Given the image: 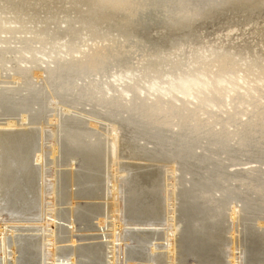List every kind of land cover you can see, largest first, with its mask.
Wrapping results in <instances>:
<instances>
[{"label": "bare ground", "instance_id": "6f19581e", "mask_svg": "<svg viewBox=\"0 0 264 264\" xmlns=\"http://www.w3.org/2000/svg\"><path fill=\"white\" fill-rule=\"evenodd\" d=\"M212 23L221 25L220 34H215L222 35V38L212 40L203 33ZM147 26L160 29L162 37L157 35L161 39L156 42L155 37V41L152 40L156 48L135 64L133 56L140 51L136 44L143 49L138 38L142 28ZM155 32L158 34L159 31ZM235 35L248 38V41L253 38L252 43L256 37L259 41H254V47L245 45L237 49L231 41ZM143 37L146 40L145 35ZM121 39L123 42H118ZM135 39V44L129 43ZM258 45L261 48H256ZM209 63L213 66L207 71H212L210 76H215L218 81L215 79L216 82L209 85L206 79V92L203 90L202 97L198 95L200 99L196 98L195 103L187 100V93L185 100L184 97L178 100L176 96L181 90L177 95L175 89L181 86L177 82L185 76L190 82L189 77L194 80L195 73L207 76L205 71ZM182 67L186 68L185 72L180 70ZM113 71L115 73L111 75ZM177 71L181 74L178 72L177 75ZM4 73L5 76L6 73L12 75L6 76L12 79L11 82L0 81V116L7 120L0 121V198L6 205L19 209L39 203L35 196L41 184L33 163L41 153V129L48 125L52 133L49 139H53V143L44 153H50L56 168L61 151L62 159L79 161L82 172L74 171L71 176L77 181L79 178L83 180H79L80 183H97L95 174H109V167L117 165V159L146 162L145 166L125 163L119 166L122 167L119 173L137 172L130 175L135 207L140 213L146 210L145 213L156 214L161 200L159 195L164 192L166 200L162 202L173 208L168 214L178 212L185 224L182 232L187 244L183 248L185 251H199L202 254L198 256L200 264H224L221 260L219 263L212 260L213 248L222 256L230 253V242L233 251L234 245L238 244L240 239L235 236V231L231 233L233 239L230 241L222 237L227 232L220 223L223 219L225 223L226 210L231 205V220H238L241 215L246 237L264 248V221L259 222L260 215L264 216V112L257 115L254 110L258 112V106L253 108L252 104L244 103L253 108L251 111L255 116L250 117L249 113L247 117L250 118L242 121L241 118L248 114L242 102L239 104L235 98L238 104L233 100L229 110L228 105L218 104L214 96V87L222 84L225 78L228 81L229 77L234 78L229 84L240 87V81L246 83L250 75L259 73V81L264 82V0H0V80ZM185 82L183 80V87ZM166 85L168 89L163 88ZM234 85L231 87H236ZM258 87L251 91L260 94ZM173 90L175 98L172 97ZM57 105L62 106L58 115L53 111ZM86 107L90 108L88 112L79 109ZM51 112L55 113L54 120L49 116ZM16 113L21 115L20 119L15 117ZM101 122L109 125L105 126L106 131ZM162 164L163 167L171 166L169 171L174 174H180L172 176L171 191L167 189L169 184L161 171ZM67 165L71 166V163ZM254 165L257 166L252 167ZM236 166L247 169L231 170ZM99 168H103V172ZM111 171L115 174L117 170ZM111 175L108 184L112 182L113 195L105 199V204L108 211L113 208L115 213L119 181L115 178L117 176ZM161 177L164 179L159 192L154 183ZM115 180L118 181L116 184ZM237 205H241L240 212ZM255 219H258L260 233L251 228ZM176 222L166 235L167 256L170 260L172 258V264H175L177 249L175 239L180 232ZM112 225L115 227V223ZM55 235L53 229V247L56 245ZM144 238L148 237H142L143 242ZM152 239L150 237V241ZM212 242L214 244L210 245ZM28 243L22 245L25 252L35 249ZM16 246L14 242L13 256L16 255ZM89 251L96 255L94 249ZM78 254V249H74L71 264H76ZM160 259L151 256V261L156 264L161 262ZM13 260L12 263L16 264L15 257ZM25 262L33 264L31 260ZM3 264L8 262L4 260ZM230 264H236V257L231 258Z\"/></svg>", "mask_w": 264, "mask_h": 264}, {"label": "rangeland", "instance_id": "374dc122", "mask_svg": "<svg viewBox=\"0 0 264 264\" xmlns=\"http://www.w3.org/2000/svg\"><path fill=\"white\" fill-rule=\"evenodd\" d=\"M220 27H221V25L219 23L209 24V26H207V28L205 29V32H203V33H206L208 35V38H210L212 40L222 38V35H218V34H220L221 30L223 29ZM149 28L151 29V31ZM153 28L148 27V26L142 28V30H141L142 35L143 36L145 35V37L149 35L148 37H146V40L141 35V32L139 31L140 37L138 38V40H140L143 43L142 44L143 49L141 48L140 45L136 44V46L140 48V51H138L139 53L136 54L137 56H135V55L133 56L134 57L133 63L136 64L137 61L141 59L140 57H142V58L147 57L146 55L151 54V52L153 51V49L155 47V46H153L155 44V42H154L155 39H156V42L159 41L158 39H161V38H159V36L162 37L161 36L162 34L159 35L161 30L160 29L155 30ZM157 30L159 31L158 34H157V32H155ZM149 32H150V34H149ZM163 32H161V33H163ZM215 32H217L218 34L216 33L217 34L216 35ZM225 33H227V31ZM151 34L154 36L153 38H152ZM154 34H156V35H154ZM212 34H214L215 36H212ZM157 35H159V36H157ZM237 37L238 36L235 35L231 39L232 44L235 45V47H237V49H238V47L241 48L245 45L254 47V45H255L254 41L257 43L259 41L257 37H256L257 40H254L253 43L250 42L251 39H253V38L249 39V41H248V38L246 40L245 38H237ZM143 38H144V40H143ZM153 39H154V41H152ZM236 39H238V41H236ZM243 39H244V41H243ZM246 41H248L250 43V45ZM118 42H123V41L121 39ZM134 42H137V39H135L133 42L131 40L129 43H134ZM235 43L236 44L238 43L239 45L238 44L236 45ZM117 45H119V44L117 43ZM13 46H15V45L13 44ZM16 46H18V45H16ZM259 46L260 45H258L256 48H261V46L260 47ZM191 52H192V50H191ZM210 63L213 64L212 62H210ZM210 63H209L210 66L208 65V67L205 71L206 74L208 73V75L204 76V77H203V75H199V76H201L200 81L199 80L197 81V79L199 77L197 75L199 73H195V74L193 73L195 76L194 80L191 77H189L191 79V81L193 80L192 83H191V81L189 82V79L187 76L183 77V79L181 78L180 80H182V81H179L180 84L177 82L178 86L180 85L181 88L179 87L180 89L179 88L177 90L175 89V92L177 95L180 93V90H181V93H180V95L176 96V94L174 93V90H173L174 96H172V97L175 98V96H176L178 98V100H183L182 98L184 97V100H185L186 95L188 94L189 99L187 98V100L189 102H191V103L197 102L196 98H198V95L200 96L207 89L205 86L206 79H207V83L209 85L214 84L216 82V80L218 81V79H216L215 76H213V75L210 76V74H212L211 73L212 71L211 72L207 71V70H210L211 66H213ZM182 68L180 70L182 72L183 71L185 72L186 68L184 67L183 68L184 70ZM165 70H166V68L162 72H164ZM213 70H214L213 73H216V69L213 68ZM199 71H201V70H199ZM178 72L179 71H177V73H176L177 75L181 74V72H179V74H178ZM261 72H263V70H261ZM114 73H115V71H113L111 75H113ZM6 74L9 76H12L8 73H6ZM255 74H257V75L253 74V75L249 76V79L251 80V82L249 79L246 81V83H243V81H240L239 84H241V85H239V86L240 87L242 86L241 88L232 84V83L229 84V81H232V79H234V78L229 77V81H228L227 78L224 79V76H222L221 79L222 80L224 79V82L222 84L216 85V87H214L215 89H217V87H219L218 90L214 89V92H215L214 96L216 95L215 99L217 97V103L218 104L224 103L226 106L228 105L227 109L230 110L232 106H229V104H231L233 100H234L235 104H238L237 103V100H238L239 104L242 102L241 104H243V107H244L243 109H245V107L247 105L252 104L253 108L255 106L259 107L258 112L254 110L255 114L258 115L260 113H263L264 112L263 111L264 110V101H263L264 100L263 99L264 98V94H263L264 93V82L262 80H260L262 82L259 81V77L261 78V76L258 75L259 73H255ZM6 76L4 73L3 77L1 78L0 81L3 80V82H4V80H5L6 82H11L12 79L6 78ZM7 79L9 81H7ZM201 79H203V83H202ZM183 80H184V82L185 81L188 82V83L185 82L186 84H188V86H186V84L184 87L182 86V85H184ZM195 80L197 81L196 83H195ZM253 81H254V83H253ZM181 82H182V84H181ZM193 82L195 84H197L198 87ZM189 83H190V85H189ZM255 83H257V84H255ZM191 84L195 85V87L193 86L192 89L190 87V90L186 89L187 87L191 86ZM200 84L202 85L203 88L199 87V86H201ZM233 85L236 87H231ZM254 86H255V88H254ZM144 87H147V86L144 85ZM164 87H165V89H166V87L168 89L169 86L166 85V86H163V88ZM176 87H177V85H176ZM176 87H173V88H176ZM207 87H209V86H207ZM256 87H258L259 90H261L260 94H256L255 92H253V90L256 89ZM261 87H263V88H261ZM159 88H161V87L159 86ZM243 88H245L246 90ZM184 89H185V91H184ZM199 89H201L202 91ZM220 89L223 91H221ZM228 89L231 91H229ZM251 89H253V90L251 91ZM191 90L195 93V95L193 94V92H191ZM194 90H196V92ZM187 91H189V92H187ZM228 91H229V93H228ZM237 91L239 94L237 93ZM262 91H263V93H262ZM185 93H187V94H185ZM216 93H218V94H216ZM252 94L255 97H253ZM261 95H262V97H261ZM259 96L261 98H259ZM201 97L202 96H200V98ZM220 97L222 98V101H219V100H221ZM244 97H246V98L250 97V99L251 98L252 99L250 101V99H246ZM170 98H168V100ZM174 98H172V99L174 100ZM200 98H198V99H200ZM235 98H237V100ZM229 99H231V100H229ZM242 99H244V100H242ZM255 99L257 100L256 102H255ZM258 100L260 103L258 102ZM247 101L248 102L250 101V102L248 103ZM262 102H263V105H262ZM179 103L177 102V104H179ZM244 103L245 104L247 103V105H244ZM180 104H182V102ZM261 105H262V107H261ZM86 106H89V105H86ZM252 107H249V108L246 107L247 110L245 113L246 114L248 113V114L247 115L245 114L246 116H243L241 118L242 121H247L250 117L255 116L254 114L252 115V112H253V111H251V110H253ZM79 109H84L86 111L90 110L89 107L79 108ZM260 109H261V111H260ZM53 111L55 113H57V115H58L60 112H62V106L57 105L56 107H54ZM213 111H215V110H213ZM235 111H236V108H235ZM55 113L51 112L49 115L50 117L52 116V118H51L52 120H54L53 116ZM242 115L243 114H241L240 116H242ZM248 115H250V117H247ZM82 116H88V115H82ZM15 117H18L17 119H20L21 115L19 113H16ZM202 117L206 118L207 116H202ZM4 119H6V117L0 116V121H2V122L7 121ZM87 120L89 122H92V120L89 118ZM101 124L100 125L102 126V128L106 131L107 129L105 126H109V125L105 122H101ZM48 127L49 126L47 125L46 129H44V130L41 129L42 135L44 137V138L42 137L43 140L41 142V144H42L41 153H40L39 157L37 158V160L33 163L34 167L37 168L36 171L39 174V177H38L39 180L38 181H40V184H41L38 187V189L36 190L37 193L35 196V197H37L36 199L38 200L39 203H37L36 205H33V206L27 205V207H24L25 208V211H24V208L14 209V207L6 205L2 201V199L0 198V264H1V262L3 264L4 260L6 262H8V264H13L12 262H14V260H13L14 257H15L16 262H17L16 264H19V263L27 264V262H25V261H28V260H31L33 264H53L55 262H56L55 264H71V259H72V261L74 260L73 258H71V253H73L74 249H78V253H79L78 256L75 257L76 264H111V263L112 264L113 263L114 264H150V263L156 264V263L151 261V256H153V258H155V257L156 258H162L163 260L160 259L161 262L159 264H167V263L172 264V258H171V260L168 259L169 258L168 257L169 256V253H168V250H169L168 245L169 244H168L166 235L170 232L171 227L173 225H175L174 222H176V221H178V223H179L178 224V231H180V232L176 236L177 239H175V240H177V242H175V249L177 248L175 256H174L175 257V264H200V258L198 256L202 255V254L199 251H196L195 249H190L188 251L184 250L183 247H186V244H187V238L185 237L186 235L183 234L184 232H182L185 224L183 225V220L181 218V215L178 212H176L175 215H172V213L168 214V212L170 210L172 211L173 208L171 206H170L171 208L168 207L167 203H163V202H165L164 200H166L164 197V196H166V195H164V192H162L163 194L160 193V195H159V198H161V200H159L160 206L158 205V210L156 211V214L151 215L148 212L145 213L146 210H144L143 212L140 213V211L138 212V209L135 207V204L133 203L134 202L133 201L134 192L131 190L132 187L130 185V178L134 174H137V172L135 173L134 171L133 172L131 171L130 173H127V171H126V174L125 173L122 174L121 173L122 171L120 170L122 167H119V166L121 164H124V163L126 165L135 164L136 166H139V165L145 166L147 164L146 162L143 163L141 161H134L131 159H126V158L123 159L122 158V160L117 159L116 161H118V162L115 161V164L117 163L118 166L115 165L114 167H111V168L109 167L110 170L108 172L110 175L113 172V171H111L112 169L114 170V168H115V170H117L116 173L115 174L112 173V175L117 176L115 178H117V180L119 181V182L117 180L114 181L115 184L118 182L117 184H118L119 188H118V194H117L118 202H117V207L115 209L117 212L113 213L112 212L113 208H111L110 211H108L109 210L108 205L105 204L106 203L105 199H108V196L111 197V194L113 195L112 185H111L112 182H110V184H108V180L111 178L110 175L107 172H104L105 175H104V173H103V175L101 173L100 176L95 174L97 177V183H87V184H85L84 182L80 183L79 180H81V179L79 178L78 181L75 178L72 179L71 174L75 173V172L80 174V172H82L81 163L79 161H77V162L68 161L69 159H67V158H63L64 159L63 160L61 157L62 151L60 152L61 156L60 155L58 156V163H59L58 167L56 168L55 166H53V161H52V157H51L50 153H46V152L44 153L45 150L51 149L52 143H53V141H52L53 139L52 140L49 139V137H51L52 133H51V128L50 127L48 128ZM18 130L20 131V129H17L16 131H18ZM46 131H47V133H46ZM45 137L48 138V139H46V141L44 140ZM49 141L50 142L52 141V142L50 143ZM105 141H107V139ZM46 143H48V144L46 145ZM10 150L13 151L12 149H10ZM60 150H61V148H60ZM14 151H17V149H14ZM110 154L111 153H109V155ZM35 159H36V157H35ZM68 163H71V166H68L67 165ZM112 163L114 165V161ZM112 163H111V165H112ZM63 164H64V166H62ZM65 164L67 166H65ZM1 165H2V163H1ZM98 165H99V167H102L100 164H98ZM164 166L165 167H163V164H162L163 168H161V171L163 174H165L167 176V184H169V186H168L169 188L167 187V189H169L171 191L172 187H170V185L172 186V184H173L172 180H174V178L172 176H177V175L179 176L180 174L179 173L174 174L173 172L169 171V168H170V170H172L171 166H169V167H166L168 165H164ZM256 166L257 165H254L252 167H256ZM247 167H250V165ZM247 167H245V168L247 169ZM126 168L127 167L124 166V169H126ZM177 168H179V167L177 166ZM245 168H244V166H236V167L231 168V170L237 171V169H238L240 171V170H243ZM56 170H57V172H56ZM101 170H103V168H101V169L99 168V171L103 172ZM119 170L121 171L120 173H119ZM117 173L120 175H118ZM162 179H164V178L161 177L158 180H156L154 185L159 188V186H161V184H163ZM81 181H83V180H81ZM55 183L57 184V186H55L56 185ZM150 184H152V181ZM95 186L97 189L95 188ZM29 188L32 189L31 186ZM181 189L183 190V187H181ZM160 190L161 189L159 188L158 191L160 192ZM93 192H95V193H93ZM92 194H94V195H92ZM53 198H54V201H53ZM35 200H34V202L37 201V200L36 201ZM72 203H74V204H72ZM176 203H178V201H176ZM32 204H34V203H32ZM169 204H173V202H170ZM53 205H55L56 208L53 207ZM103 205H104V207H103ZM177 206H178V204H176V208H177ZM232 206L233 205L227 207L228 211L226 210L225 223H224V219L220 223L221 226L222 225L225 226V230L227 232V233H223L222 237L225 239V241L226 240L230 241V239H233L231 236V233H234L233 231H235L236 232L235 236L236 237L238 236L237 238L240 240H239L238 244L234 245L235 246L234 251L232 249V248H234L233 244H232V242H230V245L228 248L230 253H227V255L226 254L222 255V256L219 255L217 250L215 248H213V246H211L214 250V252L212 253L213 255L212 254L210 255V256H212V258H214L212 260L215 261V259H216V261L218 263L221 260V262H224V264H230L231 258L236 257V264H256V263L257 264H264V248L262 247V245L256 246V244L252 241V239L246 237L247 232H246V230H244L243 225H241L242 223L240 221L241 215L239 216L238 220L237 219L235 221L231 220L230 209L232 208ZM237 206H238L237 211L240 212L239 206H241V205H237ZM29 207H30V209H29ZM156 207H157V205H156ZM88 208L92 209V211H88L89 210ZM162 208H165V209H162ZM104 209H105V211H104ZM55 210H56V212H54ZM85 211H87V212H85ZM54 213H55V215H53ZM71 213H73V214H71ZM160 213H161V215H160ZM163 214H164V216H163ZM166 214H167V216H166ZM239 214H241V213H239ZM260 216L262 217V219H260L259 222H263L264 216L263 215H260ZM260 216H258L257 218H261ZM53 217H54V220H53ZM98 217H99V219H98ZM151 217H152V220H151ZM172 217H174L175 219ZM115 219H116V221H115ZM149 219L151 221H149ZM72 221L73 222L75 221V222L73 223ZM148 221H149V223H148ZM235 222H237L238 224ZM71 223H73V224H71ZM113 223H115V227H114V225H112ZM176 224H177V222H176ZM179 226L180 227L182 226V227L180 228ZM247 227L249 228V226H247ZM251 228L254 229V231L257 233L262 232L258 227V219L254 220L253 226ZM53 229H55V231H56V235H55L56 236L55 237L56 238L55 239L56 245H55V247L51 246L54 242V241H52L53 240V237H52ZM114 229H117V230L114 231ZM179 229H181V230H179ZM144 236L148 237V238H144L145 242H143L141 239ZM149 236L153 237L154 240L152 239V241H150ZM4 239L6 241L5 247H3ZM170 239H172V238H170ZM238 239H236V240H238ZM14 242H16V245H17L15 256H13V249L14 248L12 249ZM28 242L30 244H33L32 249L35 247V249H33L32 251L29 250L28 251L29 253L25 252L24 251L25 249L22 248V245L25 244V246H26V244ZM29 243H28V245H29ZM219 243H223V242H219ZM212 244H214V243L213 242L210 243V245H212ZM19 245H20V247H19ZM44 245H47V247L45 248ZM154 245H155V247L153 248ZM73 246H75V247H73ZM247 246H249V248H247ZM53 249L54 250L56 249L55 252ZM89 249H94L96 255H94L93 253H90ZM152 250H154V252ZM30 252H33V255H32V253L30 254ZM53 252L55 253V259L53 258ZM29 255H32V256H29ZM83 255H85V256H83ZM231 255H232V257H231ZM170 257H172V255H170Z\"/></svg>", "mask_w": 264, "mask_h": 264}]
</instances>
